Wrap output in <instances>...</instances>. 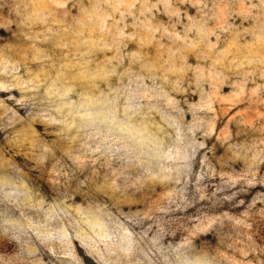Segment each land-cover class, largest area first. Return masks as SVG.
<instances>
[{"label": "rangeland", "instance_id": "rangeland-1", "mask_svg": "<svg viewBox=\"0 0 264 264\" xmlns=\"http://www.w3.org/2000/svg\"><path fill=\"white\" fill-rule=\"evenodd\" d=\"M0 264H264V0H0Z\"/></svg>", "mask_w": 264, "mask_h": 264}]
</instances>
